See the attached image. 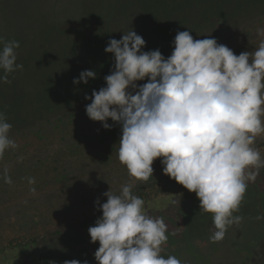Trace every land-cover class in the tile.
Masks as SVG:
<instances>
[{"label":"rangeland","instance_id":"374dc122","mask_svg":"<svg viewBox=\"0 0 264 264\" xmlns=\"http://www.w3.org/2000/svg\"><path fill=\"white\" fill-rule=\"evenodd\" d=\"M190 2L195 3L191 12H199L202 21L203 14L210 21L208 13L228 19L261 7L249 17L193 33L194 40L215 38L236 55L254 51L264 40L257 33L264 29V0H0V48L18 41L15 63L23 65L8 73L6 82L0 80V112L12 125L9 135L17 145L0 158V264H64L73 259L96 264L99 243L90 242L89 227L81 223L98 210L97 200L106 202L103 193L119 195L125 184L142 192L149 215L163 217L168 229L161 253L165 257L174 256L181 264H264V167L248 182L233 213L242 217L240 223L213 242L212 214L199 211L194 192L166 185L165 180H174L163 174L161 158L154 160L147 181L129 177L116 155L120 125L109 118L112 127L104 129L86 115L91 99L85 96L104 87L113 68V55L104 51L108 41L132 29L146 42L142 51L159 49L169 56ZM174 7L181 10L172 13ZM85 70L96 77L74 84ZM67 112V126L54 122L57 114ZM260 143L264 134L253 145L264 159ZM62 226L61 233L48 237ZM62 246L64 251L54 259L42 260L43 253Z\"/></svg>","mask_w":264,"mask_h":264},{"label":"clouds","instance_id":"9594fccd","mask_svg":"<svg viewBox=\"0 0 264 264\" xmlns=\"http://www.w3.org/2000/svg\"><path fill=\"white\" fill-rule=\"evenodd\" d=\"M257 33L264 36V29ZM145 43L132 29L108 41L104 51L113 55V68L104 77L105 86L85 96L91 99L86 115L104 129L112 127L109 118L120 125L116 155L129 177L147 181L154 160L161 158L163 174L195 193L199 211L212 214L216 231L210 240L218 242L240 223L242 217L233 213L248 182L264 167L253 146L264 134V40L254 51L236 55L215 38L194 40L190 31H179L167 58L159 49L142 51ZM19 47L11 40L0 48V80L6 82L8 73L23 67L15 63ZM95 77L85 70L73 83L87 84ZM11 128L0 112V158L17 147ZM5 182L11 183L10 178ZM131 189V184L123 185L119 195L108 190L106 202H95L102 215L87 231L90 242L99 243L96 264H181L161 254L167 225L163 217L149 215Z\"/></svg>","mask_w":264,"mask_h":264},{"label":"trees","instance_id":"16d2710c","mask_svg":"<svg viewBox=\"0 0 264 264\" xmlns=\"http://www.w3.org/2000/svg\"><path fill=\"white\" fill-rule=\"evenodd\" d=\"M158 1V0H157ZM256 1V0H255ZM191 3V5H189V8H188V11L187 12H183V25H182V31H186V30H188V31H190V34H193V33H197V32H199L200 30H202V29H205V28H207V27H214V26H217V25H222V24H226V23H230L231 21H233L235 18H241V17H249V16H251V15H253V14H255L258 10H260L261 9V7H258V6H253L254 7V9L251 11V12H249V10H246V11H242V12H239V13H237V15L234 13V14H232V15H230V18H228V19H226V18H224V16L223 15H221V13H217V14H215V13H208V15L209 14H212V15H210V16H212V19H211V21H213V22H211L210 21V18L209 19H206L207 17L205 16V14H203L204 15V20L202 21V20H200V18H202V16L200 15V13L199 12H191L192 11V9H191V7H193V5L195 4V3H193L192 4V2H190ZM254 2H252V3H249V5H252ZM166 6V4H164V7ZM164 9V8H163ZM163 9H161V11L163 10ZM181 9H179V8H173L172 9V13H176V12H179ZM171 13V14H172ZM163 14V13H162ZM220 15H221V17H220ZM167 16V17H166ZM161 17H165V18H169V15L167 14V13H165V14H163ZM223 17V19H222V21H221V18ZM218 19H220V21H218ZM169 22H171L170 21V19H169ZM194 23L193 24V27H191V28H187L186 27V24L187 23ZM216 22H217V24H216ZM206 23V24H205ZM213 23V24H212ZM219 23V24H218ZM173 26V25H172ZM177 33H175L174 34V36L173 37H175V35H176ZM170 46H172V44L170 45ZM166 47H167V45H166ZM173 47V46H172ZM168 48V47H167ZM162 52H165V48H163L162 49ZM165 58H167L168 57V55L166 56H164ZM70 117H71V112H67V113H59V114H57V116H56V118H55V120H54V122H57V123H59L60 125H62V126H67V124L69 123V121H70ZM69 120V121H68ZM261 144V146H264V143H260ZM264 150V149H263ZM72 151H74V150H72ZM21 170V169H20ZM165 183H166V185L169 187V188H173L177 183L175 182V180H174V182L173 181H169V180H165ZM132 193H135L138 197H140V198H142V192L139 190V189H136V190H133L132 191ZM102 215V212L101 211H99V210H97L94 214H93V216L92 217H90L89 219H86V220H84V221H82V223H81V226H84V227H90V226H94L93 224L95 223V221H96V219L99 217V216H101ZM70 227H72V228H74V225H70ZM63 228H64V226H62L60 229H57L55 232H53V233H49L48 234V237L49 236H51V235H53V234H59V233H61L62 231H63ZM29 243H33V241H29ZM64 249H65V247L64 246H62V247H60V248H57V249H51V250H48V251H46L45 253H43L42 255H41V258H42V260H45V261H49V260H52V259H54L56 256H57V254L58 253H60V252H63L64 251Z\"/></svg>","mask_w":264,"mask_h":264},{"label":"crops","instance_id":"0c3cea01","mask_svg":"<svg viewBox=\"0 0 264 264\" xmlns=\"http://www.w3.org/2000/svg\"><path fill=\"white\" fill-rule=\"evenodd\" d=\"M1 4H3V6H4V5L7 4V3H1Z\"/></svg>","mask_w":264,"mask_h":264}]
</instances>
